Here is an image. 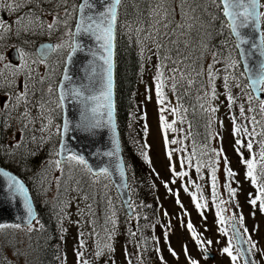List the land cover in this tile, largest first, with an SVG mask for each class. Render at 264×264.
Here are the masks:
<instances>
[{"label": "snow or ice", "instance_id": "1", "mask_svg": "<svg viewBox=\"0 0 264 264\" xmlns=\"http://www.w3.org/2000/svg\"><path fill=\"white\" fill-rule=\"evenodd\" d=\"M98 2L102 6L99 10L94 0H81L78 5L74 4L72 6V11H69L66 7L67 0H55V3L54 0H0V11L15 14V18L11 23L0 16V40L8 34L19 36L24 33H34L37 27L51 34L63 26L65 29L64 35L69 37V39L62 40L58 44L44 46L39 51L38 60L33 61V63H42L45 67H48L47 60L51 53L60 52L65 49L68 50V54L63 61L64 67L57 87L54 89L52 83H48L47 85L48 100L44 99L45 92L43 88L39 89L41 93L39 99H33V97L36 96V84L44 85L46 79L51 80L50 75L35 80L31 76L26 54L22 50H20L21 59H24L22 66H13L10 63H5V57L0 55V88L16 89L13 93V102L10 105L5 104L0 107V113L4 111L5 107L10 109L8 115H12L14 112V118L21 123V130L27 129L30 124H34L36 119H40L41 127L39 130L42 133L49 131L52 120L50 116H45L44 113L46 106L52 103L51 96L57 95L56 104L61 109L64 108L66 101L76 102L83 105L86 112L90 111L94 118L104 116L105 113L101 109H106V123L115 136L113 72L115 68L114 57L118 29L123 30L130 37L132 35L137 37L141 55L145 51H148L157 56V72L154 79L158 103L161 105H165L167 99L163 89L168 81L171 82V90L177 94L178 102L176 107H162V113L168 111L174 115H180L181 112H186L187 109L180 103V99L197 85L199 86L197 91L202 93V95L197 96L198 101L205 98L209 100L218 99L219 94L217 93L215 82L219 78L218 73L221 71V69L216 67V65L221 63V60L218 58L219 54L211 52V62L206 66L200 63L203 60L204 54L208 52L207 43L203 39H200L201 30H205V23L198 12L200 8H203L204 12L208 11L207 7H204L205 4L222 11L230 38L233 40L234 48L240 57L237 60L229 54V62L223 68V71L226 73L223 77L224 95L228 105L231 106L236 103V97L232 95L231 88L233 85L241 87L239 77L234 72L243 63L244 71L240 73V76H244L249 81V84L244 85V87L251 89L246 93L249 104L248 112H258L261 117H264V27H262L264 25V11H260V9H264V3H261V0H98ZM42 3L53 6L52 11L46 13L50 18L48 21L41 18V15L44 13L43 9H40L39 12L32 10L31 6L39 8ZM141 3H147V8L142 9L140 7ZM129 5L134 11L130 12L128 10ZM59 7H63L64 9L63 18L60 12L56 10ZM25 8H28V11H24ZM121 16L124 19H121ZM211 18L216 19L217 17L212 16ZM72 20H75L74 28L70 24ZM245 29H251L257 34V37L253 38L250 34L245 33L243 31ZM205 34H208L206 30ZM80 37H87L93 42L94 47L87 49L92 59L89 61L88 73L85 77L86 82L78 84L73 79L69 69L76 53L85 51L84 46L79 41ZM197 39L200 40L201 51L200 55L193 59L194 44ZM149 44L152 47H149ZM253 57H259V60L256 63H250ZM148 59L150 60L151 56ZM169 64L171 65L170 67ZM165 69H167L168 75L165 74ZM18 74H26L29 77V81L34 80L35 82H25L22 80L19 84H16L15 78ZM9 77L12 79H9ZM182 87L184 88L183 92L180 91ZM89 104L92 105L90 108ZM33 108L37 110V116L35 117L32 114ZM200 108L204 109V104L201 103ZM52 110L48 109V111ZM204 110H210L212 113L218 111L217 108L211 107V105H209L208 109ZM239 112L240 117L252 125V130L249 131L247 126L236 123V117L232 118L233 135H243L245 138H250L246 145L242 143L241 139L236 140L238 152L240 148L246 147L251 154L250 158L244 159L242 157L241 160L246 168V178L251 180L252 184L257 187L258 192L255 198H251V194H249V202L253 207L259 202L261 211H264V183H258L259 177L256 174L258 165L257 154L252 151L256 136L264 137V124H262L261 120H257L256 115H252L251 117L246 116L243 104L239 105ZM45 120L47 123L43 122ZM160 120L165 129L172 127V124L168 123L163 115H161ZM84 121L83 126L86 129L98 127L100 123L99 119L93 120L87 116L84 117ZM183 121L184 117L181 116V122ZM257 125H261L262 130L260 132L256 131ZM68 131L69 124L67 121L63 126L56 127V134L61 137L66 136ZM189 135H191L190 132ZM32 140L36 142V137L33 136ZM40 142H45L43 136L40 138ZM177 142V140L170 141L172 144H176ZM20 146L21 142L18 138L16 143L11 147L19 148ZM118 147L119 145L116 144V151L106 153V155L110 157L116 155ZM260 147L259 158L261 161H264V140L260 141ZM212 151L217 156L221 155V152H217L215 149ZM35 154V152H29V155ZM51 155L57 157L51 163L55 165L56 170L61 174H64L65 165H67L69 169L73 166L82 167L91 176L96 178L93 182H98L100 177H107L109 175L108 168H102L97 171L90 167L87 160L82 155L69 149L63 140L61 141L60 148L51 153ZM191 156H196L195 144ZM169 158L171 159V153H169ZM188 163H191V157H189ZM216 163H219V161H216ZM224 163L227 177L229 179L233 178L236 173L230 167H227L229 162L226 158L224 159ZM181 166H184L183 161ZM201 167H203V164H198L196 168L198 173ZM260 167V175L264 176V165ZM172 171L173 175H187L186 172L176 173L174 168H172ZM216 171L215 167H211L213 196L219 198L220 194L216 191ZM121 174L123 175V173ZM0 177H3L6 181L4 187L9 193L10 198L18 199L25 211V219L22 224L0 223V231H3L5 228L18 230L26 228L28 232L42 229L43 225L33 210L31 197L24 182L3 169H0ZM60 179L61 177H56L58 182ZM67 179H73V177L69 176ZM172 183H175V181H172ZM76 184L78 185L79 181H76ZM225 187L229 194L235 197L236 190L231 187V184H226ZM75 190L79 191L78 188ZM84 198L87 199L86 196ZM196 200V196L193 195V201L196 202ZM177 203H180L179 199H177ZM221 203H225V201H221ZM128 206L129 208L132 207L131 204ZM196 207L199 209L203 208L204 205L196 203ZM224 211L225 209L217 206V221L221 225L220 232L222 235L228 237V244L221 250L222 253L230 257L232 264H239L240 260H243L244 264H255V261H252L250 257L254 250H256V243L252 241L250 236H247L248 230L244 228L243 216L237 217L234 214L231 217L225 218L223 215ZM112 223L115 225L114 220H112ZM225 224L228 227H224ZM37 225H39V228H37ZM187 228L192 234L193 239L196 240L197 246L202 251L207 252L206 246H210L212 241L201 239L191 222L187 224ZM229 228L231 229V236L228 235ZM241 229H243V232H241ZM132 235H135V233ZM111 238L109 236V239ZM83 243L81 241V246H83ZM107 247L111 248L110 245H107ZM170 251L172 250L170 249ZM184 252L188 257L189 264H198V261L189 255L187 246L184 247ZM96 254L99 256L102 252L98 251ZM172 255L176 256L177 254L175 251H172ZM77 257L78 259L82 258L83 253L77 252ZM83 264H88V262L83 261Z\"/></svg>", "mask_w": 264, "mask_h": 264}, {"label": "trees", "instance_id": "2", "mask_svg": "<svg viewBox=\"0 0 264 264\" xmlns=\"http://www.w3.org/2000/svg\"><path fill=\"white\" fill-rule=\"evenodd\" d=\"M262 1L264 3V0ZM74 4L78 5L79 0H67L66 7L69 11H72V6ZM147 6V3H141L140 5L142 9H146ZM193 6L195 7V5ZM31 7L33 11L37 12L43 9L44 13L41 15V18L47 21L46 13L52 11L53 6L42 3L39 8L36 6ZM204 7H207V12H204L203 8L198 9V12L205 23V30L208 34H205V30H201L200 39H203L207 43L208 52L204 54L203 60L200 61V63L206 66L211 62V52L219 54L218 58L221 60V63L216 65V67L221 69V71L218 73L219 78L216 82L220 84L218 88L220 89L221 97L227 102L224 95L225 88L223 86V77L226 73L223 71V68L225 64L229 62V54H231L234 59L239 60V58L234 48V42L230 38V33L226 26L222 11L208 4H205ZM56 10L60 12L63 18V7H59ZM128 10L130 12L134 11L130 5ZM24 11H28V8H25ZM261 11H264V9H261ZM6 15L7 21L10 23L15 18V14L10 12H7ZM212 16L217 18L212 19ZM121 19H124V17L121 16ZM70 24L74 27L75 20L70 21ZM262 26L264 27V25ZM64 32L65 29L63 26H61L58 31H54L51 34L37 27L34 33H24L19 36L8 34L5 35V37L8 43L15 46L19 52L22 50L23 53L37 59L35 56L36 47L44 41L49 42V40H52V42H55L53 41L54 38L61 36V34L64 36ZM149 47H152V45L149 44ZM200 51V40L197 39L194 44L193 59L200 55ZM67 54L68 51L61 54V56H59V52L54 53L55 57H59V60L55 64V72L53 75L54 89L59 83L64 66L63 61ZM149 56H151L150 60L148 59ZM157 64L158 58L151 52L145 51L143 55H141V49L135 35L130 37L123 30L118 29L115 53L116 122L127 172L128 189L131 196V209L133 211V217L131 219L126 215L108 177H100L98 182H93L96 178L92 177L90 173L79 166H73L69 171L70 173L68 172L69 174L64 173L61 176L54 199H48L44 204L39 202L35 191L40 187L41 183L35 186L38 178L34 179L32 177L34 175L33 172H36L39 167H42L43 163L48 161L49 156H54L51 155V153H54L58 149L59 135H53L50 139L47 138L43 143L40 142L37 136L36 142L30 141L31 139H29V152H35L36 154L29 155L28 152L27 157H24V162H22V164L26 165L27 172L17 169L15 172L28 187L37 210V218L43 225V228L32 232H28L26 229L18 230L8 228L5 233L10 238L9 240H11V244L13 245L11 249L17 250V248L21 249L24 247L21 253L28 257L26 258V264H68L70 248L74 253L77 264H83V261H87L88 264H115V260L118 259L117 250H112L107 247V245H110L111 239H113H109V236L112 237L113 234H118L119 241L122 247H124L125 264L154 263V252L156 247H159V244L156 243L157 239H155V234L158 230H161V225L163 226V224H161V219L159 218L160 205L157 201L155 188L148 169L144 117L142 115V106L137 102V92L140 84L150 76L157 97L154 79L157 72ZM170 66L169 64V67ZM241 72L242 68L240 65V67L235 70L234 74L239 77L241 87H235L233 85L231 88L232 95L236 97V102L238 101L239 104H241L243 100L245 101L246 116L251 117L252 115H256L257 120H261L262 124H264V117H261L258 112H248L249 104L245 98H247L246 93L249 90L244 87V85L247 84L244 76H240ZM165 74H169L167 69H165ZM198 87V85L194 86L180 99V103L187 109L186 112H181L180 115H174L168 111L165 112L169 116L167 122L172 124V127L165 129L162 126L164 133L163 138L167 156L169 157V153H171V158L175 156L178 157L180 159L181 173H187V175H181L182 178L185 177V180H190L193 187L194 180L197 179L202 183L200 190L204 192V196L206 197L207 193H212V197H214L211 180V167H215V153L212 151L214 142L213 124L211 111L204 110L209 108L210 100L208 98L200 101L197 100V96L202 95L201 92L197 91ZM7 89L8 88H6V90H1V94L7 93ZM163 91L167 99L165 105L161 106L176 107L178 102L177 94L173 93L171 90L170 81L166 83ZM180 91L183 92L184 88L182 87ZM54 96V100H56L57 97L56 95ZM201 103L204 104V109L200 108ZM234 106L235 104L229 106V109H233ZM57 111L58 113L60 112L59 107ZM181 116L184 117L183 122H181ZM235 116L241 119L240 125L247 126L249 131L252 130V125L249 124L247 120L240 117L239 111ZM0 118L2 117L0 116ZM3 119L6 123L2 121L0 133L5 130V127L8 128L11 123L8 115L4 114ZM173 121H175V123H173ZM56 122L57 124L61 123V112ZM261 130V125H257L256 131L260 132ZM189 132L191 135H189ZM235 139H241L242 143L246 145L250 138H245L243 135H240L235 136ZM171 140H177L178 142L172 144L170 143ZM261 140H264V137L257 135L253 142L252 150L253 153L257 154L256 158L258 165L256 174L259 177L258 183H264V176L260 175V166L264 165V161H261L259 158ZM194 144L196 156L192 157L191 154L194 150ZM0 146H3L1 141ZM2 151L0 147V152ZM238 153H240L241 160L242 157L248 159L251 155L246 147L240 148ZM241 153H243V155H241ZM20 155L19 151L13 154V158H16L15 160L17 163L20 160ZM189 157H191L190 164L188 163ZM182 161L184 162L183 167L181 166ZM201 163L203 167H201L198 173L196 168L198 164ZM0 166L5 168L6 164L0 160ZM244 166L243 164V167ZM49 172L50 170L44 166L41 176L47 179ZM69 176L73 177V179H67ZM76 181H79L78 185ZM249 181L251 182L250 179ZM208 184L211 186H208ZM251 185L253 187L252 194L255 198L258 195L257 187L254 186L252 182ZM77 188L79 191L75 190ZM216 191L219 192L220 198L223 193L224 199H229L228 197L230 194L227 190L221 189L220 191V189L216 187ZM85 196L87 199L84 198ZM216 198L217 197H214L213 199L215 203ZM77 201H80V205L83 207L82 220L84 226L88 229V234L85 238L86 242H84V248L81 250H79L80 245L78 246V243L72 236L69 224L75 215V208L79 205L75 203ZM252 211L254 214L257 213L256 215L260 216L264 221V211H261L259 202H257L255 207L252 206ZM255 218L259 217L255 216ZM112 220L115 221V225H113ZM134 220L135 226L132 227L131 223ZM159 223L161 225L157 228ZM262 227L264 231V222ZM37 228H39V225H37ZM164 229L166 228L164 227ZM241 232H243V229H241ZM133 233H135V235H132ZM135 242L142 243L143 247H145L148 252L135 255L133 250V244ZM98 251L102 252L99 256L96 254ZM77 252L83 253V257L78 259ZM157 255L160 257V264H167L162 252H157ZM255 261L257 262V260Z\"/></svg>", "mask_w": 264, "mask_h": 264}, {"label": "rangeland", "instance_id": "3", "mask_svg": "<svg viewBox=\"0 0 264 264\" xmlns=\"http://www.w3.org/2000/svg\"><path fill=\"white\" fill-rule=\"evenodd\" d=\"M1 12V11H0ZM7 14V11H3ZM46 18V17H45ZM50 18L47 16L46 20L48 21ZM57 36L49 42L53 43V45L60 43L62 40H67L69 37L65 35ZM46 42V41H44ZM17 49L11 43H8L6 37L0 40V55L5 57V63H10L8 54L13 50ZM18 50V49H17ZM68 50H62L59 52V56L61 54L67 52ZM19 52V51H18ZM57 53V52H55ZM26 54V53H25ZM20 55V52H19ZM26 59L28 65L30 66L31 76L35 78V80H39L41 77L51 76V80H45L44 85L36 84V96L33 99L40 98V88L44 89L45 95L44 99L48 100L49 96L47 95L46 89L48 83L53 84V75L55 72V64L59 60V57H55L54 55L47 62L48 67H45L42 63H33L36 61L34 57L26 54ZM35 59V60H34ZM24 64V59H21L20 63L17 66H22ZM9 79H12L9 77ZM32 82L29 81L28 75H17L15 78V83L19 84L20 81ZM220 85L219 82H216V90L219 94L218 99L210 100L211 107H215L218 109L215 113L211 112L212 124H213V149L217 152H221V155L217 156L215 154L214 166L216 168V177H217V188L227 190L225 187L226 184H231V187L236 190L235 197L229 196L228 200L224 199V194L222 193V197L216 198V203L214 202V197H212V193H207L206 197L204 196V192L201 189L202 183L197 179L194 180V187L190 180H185L181 175H173L172 168L175 169L176 173H181L180 169V159L178 157L169 158L166 154L165 142H164V133L162 130V124L160 117L163 115L167 121L169 116L165 112H161V104L158 103V99L155 95V87L152 83L150 76H148L147 80H144L138 89L137 92V102L142 106V115L144 117V131H145V142L147 146L146 158L148 162V169L152 179V183L155 188V195L157 201L160 205V216L161 219V230L156 232L155 239L156 243L159 244V247H156L154 252V263L160 264V257L157 255V252H162L165 261L167 264H189L188 257L185 255L184 247L187 246L189 255L198 261V264H232V261L229 256L222 253V249L228 244V237L222 235L220 232L221 225L217 221V206L221 209H225L223 215L225 218L231 217L234 214L239 217L243 216L244 228H247V236H250L252 241L256 243V250L252 253V258L255 261V264H264V231H263V220L260 216H257L252 211V205L250 204V195L253 197V187L248 178H246L245 166L241 162L240 153L237 152L236 139L233 135V117L239 111V105L243 104L246 111V103L243 100L241 104L238 101L235 103L233 109H229V105L221 97L220 89L218 88ZM38 86V87H37ZM1 90H6L5 88H0ZM16 91L15 88H11L12 97L5 95L4 97L9 98V105L13 102V93ZM5 99V100H7ZM55 96H51V101L49 105L46 106L45 116H50L52 120V125L49 131L41 132L39 129L41 127V120L36 119L34 124H30L27 129L21 130V123L17 121L15 117V113L9 116V121L11 122L8 126L9 132L6 135V141L3 142L4 146L2 148V152H0V160L6 164L5 169L12 174L18 176L15 170H21L27 172V168L24 162V157H27V153L29 152V139L32 140L33 136H37L39 139L43 136L45 141L47 138L52 137L56 134V127L60 126L57 124V118H59L60 112L57 111V104ZM247 101V98H245ZM2 97H0V103H2ZM5 104V103H4ZM227 104V105H226ZM7 109V107H5ZM48 109H53L52 111H48ZM33 116H37V110L35 108L32 109ZM6 121L3 119L1 123ZM237 124L241 122L240 118L236 119ZM47 123V121H43ZM20 139L21 146L19 148L11 147L16 143L17 139ZM19 151L20 152V160L17 163L16 158H13V154ZM243 155V153H241ZM57 157L49 156L48 161L43 163L42 167H39L36 172H33L32 176L34 179L38 178L35 186L41 183L40 187L35 191L37 199L39 202L44 204L45 201L52 200L55 197L56 191L58 189V182L56 177H61L63 174L58 172L55 168V165L51 163V161L55 160ZM227 159L229 162L227 167H230L236 175L229 179L226 175V166L224 163V159ZM219 161V163H216ZM46 166L50 172L48 174V178H44L41 176L43 171V167ZM16 170V171H17ZM71 169L67 165H65V172L68 173ZM70 173V172H69ZM68 173V174H69ZM19 177V176H18ZM31 177V176H30ZM22 180V179H21ZM61 180V179H60ZM23 181V180H22ZM175 181V183H172ZM24 182V181H23ZM167 185V186H166ZM208 186H211L208 184ZM207 186V187H208ZM195 188V189H194ZM207 189V188H206ZM38 192V193H37ZM130 194V192H129ZM193 195L196 196V202L193 201ZM177 199H179L180 203H177ZM223 199V200H222ZM221 201H225V203H221ZM79 205L74 210V217L70 224V230L72 231V236L75 238L78 246L80 245L79 250L84 248L81 246V241L86 242L85 238L88 234V229L84 226L82 220V211L83 207L80 205V201H77ZM196 203H200L204 205L203 208H197ZM183 205V207H181ZM254 214V215H253ZM259 217V218H255ZM191 222L195 231L199 234L201 239L210 240L212 244L207 247V252L213 256V261H210L209 258L205 256V252L202 251L196 243V240L193 239L192 234L187 228V224ZM246 223V225H245ZM131 226H135V220L131 223ZM224 227H228L227 224ZM8 228H5L3 231H0V264H26V258L24 254L21 253L23 248H17V250H13L10 238L5 234ZM228 235L231 236V229L229 228ZM113 239L110 241V246L112 250H117L118 259L115 260V264H125V255H124V247H122L121 242L119 241L118 234H113ZM247 238V237H245ZM175 251L176 256L172 255V251ZM133 250L135 255H141L142 252H148L145 247H143L142 243L135 242L133 244ZM68 264H77L74 253L72 249H69L68 254ZM239 264H244L243 260L239 261Z\"/></svg>", "mask_w": 264, "mask_h": 264}, {"label": "water", "instance_id": "4", "mask_svg": "<svg viewBox=\"0 0 264 264\" xmlns=\"http://www.w3.org/2000/svg\"><path fill=\"white\" fill-rule=\"evenodd\" d=\"M80 2L81 0H79V3ZM94 2L97 3L98 10H99V8L102 6L99 5L98 0H94ZM261 3H262V0H261ZM2 15H3V18L5 19L4 14ZM243 31L247 34H250L253 38L257 37V34L253 32L251 29H245ZM79 41L82 44V46H84L85 51L76 53V55L73 57V62L69 69L70 74L73 76V79L78 84L86 82L85 77L88 73L89 61L92 59L91 56L88 54L87 49L89 47H94L93 42L89 40L87 37H80ZM46 45H53V44L41 43L40 45H38L37 48L35 49V55L37 58L39 55V51ZM52 54L53 53L49 55L48 59L51 57ZM8 58H9V62L12 65H17L20 61L19 55L16 50H12L8 54ZM114 60H115V57H114ZM258 60H259V57H253L252 60H250V63H256V61ZM240 65H241L242 72H243L244 71L243 63H241ZM113 79H114V87H113L114 113H113V116H114V121L116 125L115 136L113 135L110 127L106 123L107 121V115H106L107 110L106 109H101V111L105 113L104 116L94 118L92 117V114L90 111H87V112L85 111V108L83 105L76 103V102L66 101L64 108L61 109L62 110L61 126H63V124L67 121L69 124V131L66 136L64 137L60 136L58 149L60 148L61 141L63 140V142L68 145L69 149H71L73 152L79 155H82L87 160L89 166L92 167L94 170L98 171L99 169H102V168H108L109 175L107 177L109 178L126 212V215L128 216V218L131 219L133 216V211L128 206L129 204H131V197H130L129 190H128L127 172H126V167H125V163H124V159L122 155V150H121V145H120V135H119V131L117 128V122H116L115 68L113 72ZM245 80H246V83L249 84V81L247 79ZM250 90L251 89H249V91ZM91 106L92 105L89 104V108ZM85 116L93 120L99 119L100 121L99 126L95 128L86 129L83 126L85 123L84 121ZM116 144L119 145L116 155H113L111 157L106 155V153L116 151ZM118 165L119 167H117ZM0 169L6 170L2 167H0ZM121 173H123V175ZM5 184H6L5 179L3 177H0V223H4V224L21 223L22 224L25 219V211L22 207L21 202L18 199L10 198L9 193L6 191L4 187ZM26 188L28 189L27 186ZM29 194L31 197L33 210L36 213V216L38 217L37 210L34 205L30 191H29ZM206 256L211 261H213V256L211 254L206 253ZM250 259L253 261L252 256L250 257Z\"/></svg>", "mask_w": 264, "mask_h": 264}, {"label": "flooded vegetation", "instance_id": "5", "mask_svg": "<svg viewBox=\"0 0 264 264\" xmlns=\"http://www.w3.org/2000/svg\"><path fill=\"white\" fill-rule=\"evenodd\" d=\"M2 14H4L3 11L0 12V16H3ZM39 45H40V44H39ZM36 48H37V47H36ZM13 50H16L17 53H19L17 49H13ZM19 63H20V62H19ZM19 63H18L17 65H19ZM10 64H11V63H10ZM11 65H12V64H11ZM17 65H13V66H17ZM6 88H7V87H6ZM7 90H8L7 93H2V94H0V97H2V100H4L2 103H0V107L4 106L5 104H9V101L11 100V97H12L11 88H8ZM5 95H7V96H11V97H4ZM7 98H9L10 100L7 99ZM5 99H7V100H5ZM4 103H5V104H4ZM8 111H10L9 108H7V109L4 108V111H3L2 113L7 114ZM4 114H0V116L2 117V118H0V119L3 120ZM0 122H1V120H0ZM0 127H1V126H0ZM8 132H9V128H6V127H5V130H4L3 132H1L2 134L0 133V141H1L2 144H3V142L6 141V137H7L6 135H8ZM3 146H4V144H3ZM3 146H2V147H3Z\"/></svg>", "mask_w": 264, "mask_h": 264}]
</instances>
